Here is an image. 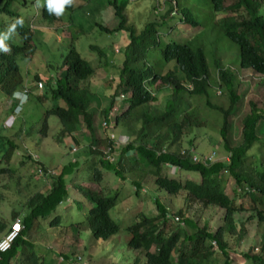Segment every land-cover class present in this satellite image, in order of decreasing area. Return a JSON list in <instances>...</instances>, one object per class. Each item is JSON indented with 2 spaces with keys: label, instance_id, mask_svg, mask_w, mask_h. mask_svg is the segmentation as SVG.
I'll return each mask as SVG.
<instances>
[{
  "label": "trees",
  "instance_id": "1",
  "mask_svg": "<svg viewBox=\"0 0 264 264\" xmlns=\"http://www.w3.org/2000/svg\"><path fill=\"white\" fill-rule=\"evenodd\" d=\"M132 1L126 0L120 6L119 0L113 2L115 16L119 19L117 28L110 30L101 24L99 26L108 35L125 33L129 38L123 67L120 68L119 87L110 93L111 102L108 106L91 111L94 99L89 81L95 77L98 69L81 58L75 49L69 51L64 67L59 68L53 81L49 78L44 82L39 75L34 79L37 85L39 82L44 83V92L38 96L41 104L45 105L48 98L55 102L42 113L40 137L48 138L49 119L56 117L60 124L58 140L60 137L71 138L72 153L76 154L82 149L86 156L90 154L91 159H96L89 162L86 168V185L81 184L80 176V181L74 182V176L81 169L83 155L51 172L45 168L39 156L34 157L35 152L30 147L24 149L12 139L0 136L3 151L0 178L6 173L5 167H11L10 163L17 155L22 164L29 161L36 166L37 177H40L38 172L41 170L49 183L47 191L36 193L25 204L22 220L25 229L12 249L1 257L0 264H17L20 261L23 264H116L112 259L119 257L114 247L113 250H107L103 259L99 254L86 259L83 254L74 255L67 250L60 253L55 251L51 255L55 261H49L39 246L29 241L31 234L37 230L36 227L41 229L40 232L58 230L65 233L76 228L73 234L78 236V242H81L79 234L90 231L94 241L106 243L124 229L129 237V247L136 251L134 264H208L211 258L231 264L229 252L234 249L233 244L239 245L246 235V227L238 226L236 215L247 210L253 211L259 223H264V169L261 170V187L253 184L240 171L247 170L243 161L251 148L260 141L258 123L264 121V113L258 112L253 104L252 112L255 111L256 115L246 118L242 129V143L233 147L228 136L229 122L240 102V94L234 85L238 79L237 72L227 67V64L237 67L238 74L240 68L264 77V13H261L264 0H235L228 6L226 0H164L160 20L150 21L148 18L140 29L131 23ZM16 2L0 0V16L21 19L15 9ZM24 2L27 6V0ZM70 7L72 4L66 6ZM42 12L44 19L55 18L46 8ZM164 19L171 25H166ZM173 21L178 24L174 25ZM6 29L0 23V32ZM177 29L185 33L197 30V33L188 40L181 41L174 37ZM15 33L20 35L22 43L10 44L7 53H0V95L3 94L4 102L5 98L11 100L15 92L22 90L23 78L18 58L32 54L34 34L24 23L16 27ZM223 39L236 45L235 54L229 51L221 53L215 47L213 43ZM93 50L104 57L102 49L93 47ZM221 54L231 58L226 65L222 62ZM212 69L218 73L215 81L211 79ZM180 72L184 81L179 77ZM111 81L110 86L115 83V80ZM159 83L170 90L171 98L166 100L164 108L157 106L160 97L153 92V88ZM128 85L131 88L130 105L126 110L119 109L116 99L120 92L127 93ZM219 89L220 94L228 96V109L211 104V99L217 97L216 90ZM192 97L205 98L206 104L221 114L220 140L230 157L229 161H222L219 156L215 162H207L205 165V155L198 156L194 143L198 139L196 132L203 127V122L194 111L186 107ZM16 106L17 102L12 101L11 113ZM101 119L106 124L104 127ZM111 124L115 129L120 127L125 135L119 137L115 132H109L108 135ZM31 130H34L33 126L28 132ZM82 130V137H76ZM190 150H194L198 163L191 160L189 154L192 157L193 154ZM168 166L177 168L178 171L172 175ZM9 171L13 177L15 170ZM182 172L195 173L200 178L183 180L180 178ZM108 176L109 180L113 178L111 187L107 185ZM146 179L152 180L154 186L169 198L185 195L189 209L193 203L203 208L223 209L222 224L210 231L208 223L199 228L192 218L186 216L183 217L185 227L177 229L169 224L167 208L159 199L154 201L158 211L156 216L138 212V199L146 186ZM119 183L130 184L134 188V196L131 197L137 200L129 218L130 223L126 226L116 223L111 216L120 197L117 193L121 187ZM229 184L234 186L232 191L236 195L238 191L242 192L240 198L246 196L251 203L254 202V208L246 210L238 205L227 194ZM73 192H76L75 196ZM62 205H66L67 209L60 208ZM61 209L66 213L74 211L78 219L74 221L73 213L64 217L58 213ZM17 216L19 215L13 213V219ZM44 222H47V226ZM187 228L192 229V232L189 233ZM4 229L5 226H0L1 231ZM213 242L217 249H214ZM120 243L125 244L126 237L119 239L118 245ZM262 250L254 249L258 255L252 256L253 263L264 264V247Z\"/></svg>",
  "mask_w": 264,
  "mask_h": 264
},
{
  "label": "rangeland",
  "instance_id": "2",
  "mask_svg": "<svg viewBox=\"0 0 264 264\" xmlns=\"http://www.w3.org/2000/svg\"><path fill=\"white\" fill-rule=\"evenodd\" d=\"M16 1L15 9L20 18L23 19L27 29L30 30L31 27L34 32L32 54L29 57L20 56L18 58V64L23 78L22 89L28 90L29 94L26 102L22 105V109L19 108L16 110V115L14 116L16 121L14 122L8 121L9 117L15 112L14 109L13 113H11L12 99L5 98L4 102L2 99L3 94L0 95V136L2 138L12 139L24 149L30 147L31 150L35 152V157L39 156L45 168L51 172L61 169L64 164H69L71 161L83 155V158H81V169L78 171L77 176H74V182L81 180V184H85L87 181L85 173L87 170L86 168L89 162L95 161L96 159H91L90 154L86 156L85 151L82 149L79 151L77 150L78 153L76 154L72 153L70 149L72 143L71 138L60 137V140H58L60 124L56 117H51L49 119L50 135L48 138L44 139L40 137L39 131L42 129V113L44 114L45 108L53 106L55 102L48 98L45 101V105L41 104L38 96H40L44 90L38 89L34 79L39 75L44 82L49 78L53 81L56 77L55 75H58V71H60L59 68L64 67L63 63L69 51L75 49L92 67L96 68V70L98 69L95 77L91 78L89 81L94 99L91 105V111H98L108 106L111 102L109 99L110 93H112L115 88L119 87L121 76L120 68L123 67L125 47L129 43L127 34L115 33L108 35L102 32L99 27L100 24L110 30L118 27L119 19L115 16L113 7V2L115 0H72V7L65 8L64 13L58 17L55 16L54 19L43 18L42 11L45 8L44 0H40V7L36 6L37 0H27V6H25L24 0ZM125 1L126 0H119L118 6L123 5ZM158 1L135 0L130 2L131 23L135 24L136 27L140 29L148 21V18L150 21H159L163 15L164 0ZM234 1L235 0H226V5H231ZM159 3L160 6L158 7L157 5ZM261 13H264V9ZM16 19L18 18L0 16V23L8 27ZM173 22L175 23L174 25L178 24L176 21ZM164 23L168 26L171 25V23L165 19ZM196 33L197 30H188V32L185 33L177 29V35H174V37L177 40L180 39L181 41H185ZM168 35L165 36L166 40L168 39ZM7 43L8 45H19L22 43V39L18 33H15ZM213 44L221 53L229 51L235 54L237 51L236 45L227 39L220 40L219 42L216 41ZM92 47L102 49L105 53L104 57L101 56L99 52L94 51ZM220 57L223 59L222 62L225 65L231 59L230 56L226 54H221ZM228 66L232 71L237 72L238 79L234 82V85L240 94V102L236 106L235 112L231 114L232 116L229 122L230 128L228 130L230 144L233 147H237L243 140L242 129L245 123L244 121L246 118L256 115L255 111L252 112L254 109L253 104L256 105V109L259 110L258 112L264 113V77L255 74L251 70H241L240 68V74H238L237 67L227 64V67ZM179 77L182 81L185 80L181 72L179 73ZM217 77V71L212 69L211 79L215 81ZM111 80H115L112 86H110L111 82H113ZM109 82L110 84L108 85ZM128 86L126 90L127 93L124 94L123 91L120 92L116 99L119 109L122 108L126 110L130 105L131 88L130 85ZM191 88L192 87H190V89ZM153 92L157 97H160V101L156 103L157 106H159V108H164L166 100L171 98V96L169 97L170 90L159 83L153 88ZM216 92L217 97L211 99V104L214 107L228 109L229 99L227 94H220V89L216 90ZM125 96L127 98L126 101H124ZM186 107L188 110L194 111L203 122V127L196 132L198 139L194 143V148L198 156H207L213 151H216L221 158L225 159L229 157L224 150V145L221 143L222 140H220V130L222 127L221 114H219L214 107L208 106L205 98L192 97L188 100ZM103 120L104 119H101L100 122L102 123ZM102 125V127H104L106 125L105 122H103ZM32 126L34 130L28 132L30 128L32 129ZM83 132V130L79 131L76 137H82ZM109 132H115L119 137L125 135L120 127L115 129L112 124L109 126L108 135ZM258 136L260 141L251 148L246 159L243 161L247 170L240 171L247 175L253 184L261 187L262 181L260 177L263 172L261 170L264 169L263 120L258 123ZM187 147L188 145L185 146V148ZM1 148L2 147H0V162L3 157ZM86 152L88 151L86 150ZM16 158L10 163L11 167H5L6 173L0 178V226H5L3 231L0 230V239L8 232L10 227H12L16 218L23 219L25 214L24 206L27 201L36 193L45 192L49 189V183L46 179L44 177H37L36 166H33L29 161L22 164L21 160L18 159L19 156L16 155ZM1 167L4 168V166ZM10 169L15 170L13 177L9 173ZM170 170V173L174 175L172 169ZM180 175V178L183 180L200 178L197 174L189 172H182ZM79 176L82 179L80 178L79 180ZM112 182L113 178L109 180L108 176L107 185L109 187L112 186ZM120 186L117 192L120 197L117 205L111 211V216L116 223L126 226L130 223L129 218L130 215L133 214L134 207L137 205V200L131 197L134 196V188L130 184H123ZM233 188L234 186L229 184L227 186V194L233 200L237 201L238 205H242L244 209H253L255 203H251L246 196L240 198L242 192L237 190L238 194L236 195V193L232 191ZM73 195L75 196L76 192H73ZM156 199H159L166 208H169V224L175 226L177 229L179 227H185V225H179V222L176 220L177 216L182 219L180 221L181 223H183V217L187 216L188 218H192L199 228L204 227L206 223H208L210 231H213L216 226L222 224L224 215L223 209L217 207L203 208L197 203H193L191 209H189L190 205L186 202L185 195L169 198L165 192H160L150 179H146V186L142 190L141 198L138 199L139 207H137L136 210L145 213L147 216H156L158 214L154 203ZM262 201L264 202V200ZM71 205L73 208L74 202H72ZM60 208L67 209L66 205H62ZM67 212L68 213L61 209L58 213L66 217L67 214L70 213L69 211ZM13 213L19 216L13 219ZM71 213L75 215V218L72 217L74 221H76V219H78L77 214L74 211ZM254 215L255 212L248 210L236 215L238 226L246 227V235L244 240L239 242V245L236 243L233 244L234 249H231L229 252L231 264H255L252 261V256L258 255V253L254 251V249L259 248L261 252L263 251L264 223H259L258 218ZM65 223L68 224V222ZM44 225L47 226V222H44ZM36 229L34 234H31L29 237V241L34 245H38L40 251L45 254V257L49 261H55L53 256V259L51 258V255L55 251H59L60 253L67 250H70L74 255L83 254L86 259H91L97 254L103 259L106 256L107 250H113L114 247H116L114 250L119 254V257H114L112 259L116 264H134L136 258V251L129 247V237L126 235L124 229L118 236L107 243L103 241H94L90 231L79 234L81 242H78V236L73 234V230H76V228H72V231H68L67 233L58 230L53 232L42 230V232H40L41 229L38 227H36ZM187 231L191 233L192 229L187 228ZM124 237H126V243H120L118 245L119 239ZM80 244L81 247H79ZM248 254L249 256L247 257L246 255ZM262 254L264 262V252ZM17 264L23 263L20 261L17 262ZM208 264H224V261L211 258Z\"/></svg>",
  "mask_w": 264,
  "mask_h": 264
},
{
  "label": "clouds",
  "instance_id": "3",
  "mask_svg": "<svg viewBox=\"0 0 264 264\" xmlns=\"http://www.w3.org/2000/svg\"><path fill=\"white\" fill-rule=\"evenodd\" d=\"M72 4V0H44V6L46 8V11L50 14H54V16H60L64 13L65 11V8L66 6H70ZM37 7H40V0H37V4H36ZM5 17V16H3ZM11 18V17H9ZM24 23L23 19H16L11 25H9L7 27V29L3 32H0V53H7L10 49L8 47V41L11 39V37L15 34V30H16V27L19 25V26H22ZM3 25V24H2ZM6 27V25H4ZM30 31L32 34H34V32L32 31L31 27H30ZM93 49V47H92ZM78 53V52H77ZM79 54V53H78ZM80 56V54H79ZM82 58V57H81ZM54 80V79H53ZM40 83V82H39ZM38 83V84H39ZM43 83V82H42ZM44 85V83H43ZM38 87V85H37ZM44 88V87H43ZM190 88V87H189ZM38 89L40 90V88L38 87ZM43 90V89H41ZM28 94H29V91L28 90H20V91H17L13 94L12 96V101L14 102H17V106L15 108V112L13 113L12 116L9 117L8 121H16V119H14V116L16 115V110L21 108L22 109V105L26 102L27 98H28ZM126 98V96H125ZM12 125V123H11ZM12 127V126H11ZM10 127V128H11ZM185 155V154H184ZM190 157H191V160L194 162V163H198V162H195L193 160V157L191 156V154H189ZM208 156V155H207ZM206 157V156H205ZM219 159V154H218V158ZM230 157H226L225 159L222 158V161H229ZM216 159L213 161L215 162ZM203 163L205 165H207V162L205 163L203 161ZM169 167V166H168ZM170 169H172L173 173H176L178 171L177 168H172V167H169ZM167 212L169 214V208H167ZM170 216V215H169ZM168 216V217H169ZM178 219V220H177ZM16 220H19L20 221V224H21V230L19 232V235L18 237L15 239V241L12 243L10 249H8L6 252L4 253H0V261H1V257L6 254L8 251H10L14 245V243L16 242V240L19 238V236L22 234V231L25 229V226L23 224V219L21 218H16L14 223L16 222ZM176 220L179 222V225L182 226V225H185L184 222L181 223L180 221L182 220L180 217L177 216ZM14 223L12 225V227H10V229L8 230L7 233L4 234V236L0 239V242L2 241V239L4 237H6L8 235V233L12 230L13 226H14Z\"/></svg>",
  "mask_w": 264,
  "mask_h": 264
},
{
  "label": "built area",
  "instance_id": "4",
  "mask_svg": "<svg viewBox=\"0 0 264 264\" xmlns=\"http://www.w3.org/2000/svg\"><path fill=\"white\" fill-rule=\"evenodd\" d=\"M38 87L40 89H43L44 85L42 82H40L38 84ZM216 152V151H215ZM212 152L210 153L208 156L204 157L203 161L206 163L208 161H214L215 159L218 158V153L216 152ZM190 153L193 154V160L195 162L198 161L197 156L195 155L194 150H190ZM186 154L185 151L183 152V155ZM35 157V156H34ZM38 158V157H35ZM40 177H44V174L42 173V171L40 170L39 172ZM178 220V219H177ZM21 230V224L19 220H16V222L14 223V226L12 228V230L8 233V235L6 237H4L2 239V241L0 242V253H4L6 252L8 249H10L12 243L15 241V239L18 237L19 232ZM214 245V249H217L216 244L213 242Z\"/></svg>",
  "mask_w": 264,
  "mask_h": 264
},
{
  "label": "bare ground",
  "instance_id": "5",
  "mask_svg": "<svg viewBox=\"0 0 264 264\" xmlns=\"http://www.w3.org/2000/svg\"><path fill=\"white\" fill-rule=\"evenodd\" d=\"M204 114V113H203ZM208 162H212V161H208ZM169 218V217H168Z\"/></svg>",
  "mask_w": 264,
  "mask_h": 264
}]
</instances>
